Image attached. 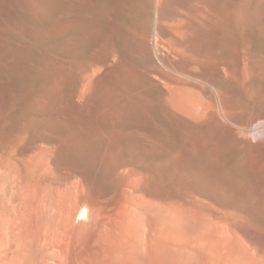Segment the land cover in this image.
Returning a JSON list of instances; mask_svg holds the SVG:
<instances>
[{
  "label": "bare ground",
  "instance_id": "bare-ground-1",
  "mask_svg": "<svg viewBox=\"0 0 264 264\" xmlns=\"http://www.w3.org/2000/svg\"><path fill=\"white\" fill-rule=\"evenodd\" d=\"M89 138L113 194L71 169L59 240L102 234L110 264H264V0H0V230L31 223L37 157L85 159Z\"/></svg>",
  "mask_w": 264,
  "mask_h": 264
},
{
  "label": "rangeland",
  "instance_id": "rangeland-1",
  "mask_svg": "<svg viewBox=\"0 0 264 264\" xmlns=\"http://www.w3.org/2000/svg\"><path fill=\"white\" fill-rule=\"evenodd\" d=\"M18 10L20 13L19 17L20 18L22 17L21 19H23V18L25 20L28 19L27 21L23 20L24 22H26L25 24L27 25L28 24L27 22L31 19H29L26 16V13H25L26 11H24V8L18 6ZM33 20L34 19H32V21H29V22H31V23H29V24H31V26L33 24L35 25V22H38L37 20H34L35 22ZM38 23L40 25L36 24L37 26L35 25L36 26L35 29L39 26L46 29L44 27V25L41 24V21H39ZM27 27H28V25H27ZM29 27H28V29H29ZM39 28L34 30V31H37V30L38 31H45L43 28H42L43 30L41 28L39 30ZM33 29H34V27L31 28L30 31H32ZM14 41L20 42L21 39L19 37H14ZM43 49H44V46L40 47V50H43ZM62 59H64V58H62ZM34 64L36 66L39 65L36 60H35ZM38 80H39V78L36 79L37 90L39 89V84H40L38 82ZM64 128H66L67 130ZM59 134H60V136L66 137L67 135L68 136L73 135L74 131H73L72 127H63ZM35 139L36 140H35L34 144H35L36 148L37 147L43 148V147L48 146V145L44 146L46 144L45 143L46 141L42 140L38 135L36 136ZM89 139L90 140H88V139L84 140V146L88 144L87 146H85V148L87 150L90 149L91 151L86 152V149L84 150V148H81V147H75L73 149V152H75V153L77 152L76 154L82 153V152L85 155L87 154L85 159L81 158V157L79 159V157H78V159L75 160V159H73V156L71 158V155L70 156L69 155H63L65 158L62 156L58 160V163H56L53 159L50 160L51 158L49 157L48 161L46 162V167L41 169V166H42L40 164L41 159L39 156L37 157V160H36V163H37L36 166L37 167H35V173L36 174L34 173V175H33L35 177V179L33 178V180H32V182L34 181L33 182V190L35 193L33 195L32 201H31V204L33 206L32 207V210H33L32 215L33 216L30 219L31 223H28V224L26 223L27 227L25 228V225H24L23 228H25V229L23 231H22L23 228L15 229V231L12 230L14 232V235H13V233L12 234L10 233L12 231L11 230L9 231L6 226H5L3 231L0 230V239H2L0 242V259H1L0 264H58V263L59 264H68V263L74 264V262H75V264H95V263L96 264H102V263L103 264H110L111 259H113V257H114L113 253L115 251V243H114V245L111 246L109 243H107V241L105 240V237L102 236V234H99V238L96 241H94L93 239L91 240L90 238H87L86 240H84L83 242L80 243L78 241L76 242V241H72V240L71 241H66V240L61 241V240H59V238H57L58 235H56V231H55L56 223L58 221L57 220L58 218L56 216L57 215L56 212H57V210L59 211V209L57 207L59 206V203L61 204V197H62V195H60L59 193L62 194L63 191H65V189L67 188L66 186H68V183H69L68 178L71 176V172H70L71 169H74L75 172L79 171L78 173L83 174V176H85L90 181L92 189H94L93 193L95 194V196L97 198H99V197L105 198L106 197L108 199L113 194L114 187L108 181L110 179V177H109V175H107V173H108L107 172L108 170H106L107 165L105 164L106 162H105L104 157L102 158V156H103L102 151L97 150L98 149L97 148L96 150L98 152L96 151L97 153H95V148H94V150H92L91 148L95 147L96 145L98 146V142L92 138H89ZM88 141H90L91 144ZM93 141H95L96 144H95V142H94V144H92ZM41 144H42V146H41ZM91 152H93V153H91ZM98 153H101V155L100 154L97 155ZM94 154L97 155V157L93 159ZM97 158H99V159H97ZM42 160H43V158H42ZM97 160H98V162H97ZM50 161H52V162H50ZM59 161H61V163H59ZM55 163L57 164L58 167H60V166L64 167L65 166L66 171L63 169V167H60V169L62 168L63 170L56 168V169H58L56 171V169H54V167L52 168V166L56 167ZM67 163L69 165H67ZM53 164H55V165H53ZM104 167H106V168H104ZM37 168H38V170H36ZM67 168H70V169H67ZM44 169H45V171H44ZM74 170H72V171H74ZM67 171L70 175H67L68 174ZM66 176L67 177L69 176V177L66 179ZM77 178H80V177L78 176ZM77 178L76 177H75V179L72 178V180L70 182L71 183L75 182ZM49 183H51V184H49ZM64 186H65V188H64ZM74 204H75L74 208L69 209L70 213L76 211L81 205V203L79 201H76V200H74V203L71 206H73ZM54 219L57 220L55 223H53L55 221ZM52 220H54V221H52ZM26 222H28V221H26ZM74 226L76 228L80 229L81 225L76 223ZM53 233H55V235ZM52 236H54V238ZM48 239H50V240H48ZM49 241H51V243ZM66 243L68 244V246ZM95 243H97V244L95 245ZM48 244L51 246H49ZM58 244H59V246H58ZM73 247H75V248H73ZM48 249H49V251H48ZM63 250H65V252ZM44 254H46V255H44ZM99 257H101V259ZM107 259H110V260H108L109 263L106 262Z\"/></svg>",
  "mask_w": 264,
  "mask_h": 264
}]
</instances>
